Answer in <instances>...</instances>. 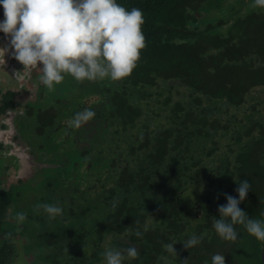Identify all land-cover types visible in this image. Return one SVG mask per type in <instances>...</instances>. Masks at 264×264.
Returning a JSON list of instances; mask_svg holds the SVG:
<instances>
[{"label": "trees", "instance_id": "obj_1", "mask_svg": "<svg viewBox=\"0 0 264 264\" xmlns=\"http://www.w3.org/2000/svg\"><path fill=\"white\" fill-rule=\"evenodd\" d=\"M186 2L117 0L127 9L139 8L144 17H150L143 25L147 48L130 77L133 90L125 104L114 100V111L120 119L118 131L125 132L128 140L115 136L110 142L112 148H100L113 162L111 167L119 172V186L125 195L136 202L128 204L126 195L123 201L128 205L124 211L113 212L114 222L94 233L99 237L103 228H111L112 224V228L119 229V237L128 240L118 241L113 247L135 246L140 253L138 259L126 260L125 264H184L185 259L186 264H211L216 253L225 256L226 264H263L264 243L242 225H235L239 234L235 242L222 240L213 228V217L219 219V212L215 214L208 206H203L206 212L200 216L186 215L176 233L170 230L172 213L177 218L182 213L179 201L184 205L186 192L202 180L207 183L204 200L218 206L227 203L225 194L238 199V183L248 180L251 190L239 207L250 218L264 220V98L258 94L264 93V22L253 17L238 20L227 34L218 31L225 24L201 30L190 25L184 15L185 8L181 7ZM256 88L259 92L249 100ZM174 94L178 95L176 100ZM150 95L166 103L175 102L177 120L185 116L182 123L172 130L155 124L153 128L144 117ZM123 112L127 115L124 121L120 116ZM187 143L196 147L192 154ZM212 157L218 160L213 169L207 163ZM140 197L144 202L140 203ZM8 198L0 192V264H9L8 252L12 249L13 233L7 235L9 227L2 214ZM149 200L156 204L147 205ZM137 230L143 233L141 237L136 236ZM193 234L202 242L186 250L180 241ZM172 235L178 237L174 245L176 250L180 248L177 257L164 248L167 243H175ZM63 243L48 241V249L56 244L53 249L58 251L52 264L74 260L73 242Z\"/></svg>", "mask_w": 264, "mask_h": 264}, {"label": "flooded vegetation", "instance_id": "obj_2", "mask_svg": "<svg viewBox=\"0 0 264 264\" xmlns=\"http://www.w3.org/2000/svg\"><path fill=\"white\" fill-rule=\"evenodd\" d=\"M181 8H185L184 15L190 25L201 30L208 25L230 27L238 20L251 17L264 22V8L255 7L254 0H188ZM144 19L147 22L150 17ZM3 20L4 9L0 6V21ZM0 48L9 49L4 55V64L0 63V192L9 196L2 214L9 227L8 233H13L8 256L10 258L11 252L14 253L15 240L26 257L31 258L29 264H52L58 252L53 249L55 245L71 240L74 260L69 264H106L105 251L128 238H120L119 229L112 228L113 224L111 228H103L99 237L94 232L114 222L113 212L124 211L129 202L135 203L136 200L130 199L126 193L128 204L123 201L126 195L124 188L119 186V172L111 167L113 162L105 158L100 148L107 145L112 148L110 142L115 136L122 141L128 140L125 132L123 136L118 131L120 119L114 111V100L120 99L123 104L127 102L133 90V79L130 76L122 82L106 79L81 84L66 76L54 91H48L38 82L41 74L38 68L26 74L24 80H15V73L23 71L24 66L13 57L10 37L3 32H0ZM2 59L3 53L0 52ZM258 92L256 88L249 100ZM258 94L264 98V93ZM174 95L176 100L178 95ZM149 99V107L144 106V117L152 122L153 128L160 125L172 130L185 119L184 115L178 120L175 117V102L166 103L165 99L158 100L151 95ZM180 101L182 96L179 95ZM85 108L96 113L94 119L80 129H69L68 122L73 115ZM120 116L124 121L127 115L123 112ZM186 145L192 154L196 147L192 143ZM217 161L212 157L207 163L213 169V163ZM204 182L202 180L184 195L183 199L190 201L189 206L186 200L184 205L179 201L181 216L177 218L172 213L170 220L173 233L186 215L188 218L195 214L200 216L206 212L203 209L206 206L218 214V205L202 196L207 184ZM148 194L152 197L150 190ZM138 199L140 203L144 202L141 197ZM43 203L58 204L63 214L49 219L43 209L36 207ZM152 204L156 201H147V205ZM18 212L25 213L26 220L18 222L15 219ZM177 238L171 236L174 242ZM49 240L56 243L51 249H48ZM11 260L9 264H12ZM18 263L22 264L23 259L20 258Z\"/></svg>", "mask_w": 264, "mask_h": 264}, {"label": "clouds", "instance_id": "obj_3", "mask_svg": "<svg viewBox=\"0 0 264 264\" xmlns=\"http://www.w3.org/2000/svg\"><path fill=\"white\" fill-rule=\"evenodd\" d=\"M0 6L4 9L0 32L10 37L13 57L24 66L23 71L15 73V80H24L26 74L38 68L41 73L38 82L48 91H54L66 76L81 84L106 79L122 82L139 66L147 48L143 11L135 7L129 10L117 0H0ZM254 6L264 8V0H254ZM8 50L0 48L3 53L0 63L4 64ZM95 115L90 108L78 111L68 122V128L80 129ZM250 190L248 180L240 181L235 190L239 198L225 194L227 203L218 206L220 218L213 217V228L222 240L235 242L239 235L235 225H242L264 243V220L250 218L239 207ZM36 207L43 209L49 219L63 214L58 204L43 203ZM15 219L23 222L26 214L18 212ZM135 234L143 235L139 230ZM180 242L189 250L199 245L202 238L193 234ZM176 243L164 245L174 257H177ZM139 255L135 246L109 248L104 259L106 264H125ZM183 262L186 264L187 259ZM211 264H226L225 256L213 254Z\"/></svg>", "mask_w": 264, "mask_h": 264}, {"label": "rangeland", "instance_id": "obj_4", "mask_svg": "<svg viewBox=\"0 0 264 264\" xmlns=\"http://www.w3.org/2000/svg\"><path fill=\"white\" fill-rule=\"evenodd\" d=\"M227 4L230 3V1H227L226 2ZM222 14H225V11L222 13ZM228 29H229V26H222L220 28H218V31L221 32L222 34H227L228 32ZM194 199H196V197L194 196ZM187 201V205L189 206L190 205V201H188V199H185ZM17 245V246H16ZM14 253L13 251L11 252V262L12 264H19L18 261L20 258L23 259V263L22 264H25V262H27L28 264L30 263L31 261V258H27L26 257V253L23 252L22 248L18 246V244L16 243V241L14 240Z\"/></svg>", "mask_w": 264, "mask_h": 264}, {"label": "water", "instance_id": "obj_5", "mask_svg": "<svg viewBox=\"0 0 264 264\" xmlns=\"http://www.w3.org/2000/svg\"><path fill=\"white\" fill-rule=\"evenodd\" d=\"M261 258H262V262L264 264V251L262 252Z\"/></svg>", "mask_w": 264, "mask_h": 264}]
</instances>
